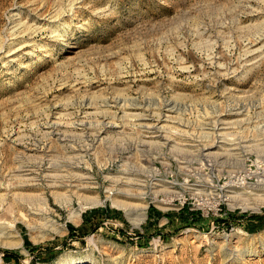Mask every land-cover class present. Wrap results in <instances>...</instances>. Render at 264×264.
I'll use <instances>...</instances> for the list:
<instances>
[{"label": "rangeland", "instance_id": "374dc122", "mask_svg": "<svg viewBox=\"0 0 264 264\" xmlns=\"http://www.w3.org/2000/svg\"><path fill=\"white\" fill-rule=\"evenodd\" d=\"M111 101L168 116L166 137ZM107 121L120 126L99 133ZM252 144L264 152V0H0V221L22 240L0 244V264H264V203L229 197L263 195L249 186L264 174L227 193V212L194 222L181 209L212 210ZM71 172L89 189L52 187L49 174ZM115 199L146 204V218L134 225Z\"/></svg>", "mask_w": 264, "mask_h": 264}, {"label": "bare ground", "instance_id": "6f19581e", "mask_svg": "<svg viewBox=\"0 0 264 264\" xmlns=\"http://www.w3.org/2000/svg\"><path fill=\"white\" fill-rule=\"evenodd\" d=\"M254 46H255V43L253 45H252V43H250V45L248 46V48L246 49L244 55L241 58H244L245 60L249 61V59H251L250 56L256 55V53L259 51V49L258 48H254ZM187 68H188V65L183 67V69H187ZM111 102H113V106H114V104H116V106L120 104L119 102H116V101H111ZM128 104H129V102H128ZM171 107L172 106H170L169 108H171ZM119 108H120V111H122V113H123V115H122L123 117L124 116H130V117H132L135 120L138 119L141 125H143L146 128L150 129L149 131H153V132L154 131H160L158 134L161 135V136L165 135L164 137H166V133H163V131H167V129H165V126L167 125V123L162 122V121L163 120H167L168 116H166L165 118L164 117L161 118L160 116L157 117L158 114L155 112L156 110H153L154 108H151L150 106H146L144 104L141 105L139 103L138 104L137 103H132V104H129V105H127L126 103H122V105H119ZM173 108H174V106L171 109H173ZM172 111H174V110H172ZM238 113H240V111ZM225 114L226 113H217L216 114L217 115V119H219V121H218L219 124L220 123H225L226 124V123H229L231 121V120L229 121L227 119V117L224 116ZM165 115H170V114H165ZM109 116H111L110 113H109ZM109 116H105V118L107 119V118H109ZM112 117H114V116L112 115ZM59 120H57V121H59ZM117 126H120V125L116 124V122L107 121L105 129L101 130L99 133L110 131L113 128H116ZM221 127H223V126H219V125L218 126H216V125L212 126V128H214L215 131L217 130V128H221ZM48 128H49L50 132L56 134L58 136V138H62L63 140L67 138L66 134H64V133H62V131H60L61 130V124L60 123H57L56 121H53V122H51L50 125L48 124ZM204 131H203V133H204L203 135H205V132H206V131L205 132ZM207 133H209V132H207ZM216 133H217V131H216ZM222 133L223 132H221V133L219 132L220 135ZM158 134H156V135H158ZM210 134H211V132H210ZM219 146H220V144H219ZM210 153H212V151H208L207 153H205V155L206 156H210L211 155ZM216 155H217V153H216ZM33 171H35V170H31L29 166H25V165L23 166L22 165L17 170L16 176L20 177L21 180L24 177H29L28 178L29 182H31V184H33L35 182L34 179H35V175H36V173L33 172ZM66 174H69V173H66ZM53 175H57V174H53ZM53 175L49 174L50 179L52 180L51 185H52V187H54V189H56V188H64V187L69 186L70 190H73L72 192H80V193L83 192V191H86L87 189H89L88 186H87L88 184H86V180L88 179V176L86 175V173L82 174V172L81 173H79V172H71L69 175L66 176V178H64V176L58 175V179L54 178ZM116 182H118L120 184H127V183H130L131 180L120 176V177L116 178ZM87 183H89V182H87ZM26 185H28V184L18 185V186H15V187H19L20 188V187H24ZM249 187L252 188V189L264 188V178L261 177L260 180L258 181V183L251 184ZM29 197L30 196H28V195L26 196L25 195V197H23V198H27L28 199ZM229 197H230L231 200L236 201L234 203L235 205L237 203H240L242 206H244V208H248L250 206V204H255L254 208H257V206L259 204H261L262 202L264 203V194L260 195V194H257L256 192L252 193L250 190L247 191V192H242V193L241 192H238V193L235 192L234 195H229ZM58 199H60V198H58ZM85 200H86V204H88V205H95V204L103 202L101 197H100V195L99 196L98 195L97 196H86ZM71 201L72 200L70 199V200L66 201V203L69 204V203H71ZM114 204L116 206H119V207H121V208H123L124 210L127 211L128 215H129V217H130V219H131V221H132V223L134 225H140L142 223V221L147 216L146 215V207H147L146 204H138V203L137 204H132V203H127V201L124 202L121 199L120 200H116L115 199ZM70 218L74 219V220L80 219V212L73 211L72 214L70 215ZM18 235H20V234L17 231L15 222L0 221V244L1 245L14 247L16 245L22 244V240L20 239V237L18 239ZM75 261H76L75 259H71V260H68L65 263L64 262L61 263L62 262L61 261L60 263H56V264H75Z\"/></svg>", "mask_w": 264, "mask_h": 264}, {"label": "built area", "instance_id": "2783aa9c", "mask_svg": "<svg viewBox=\"0 0 264 264\" xmlns=\"http://www.w3.org/2000/svg\"><path fill=\"white\" fill-rule=\"evenodd\" d=\"M251 147L252 149H248L247 151L245 150V152L241 151V156H237L235 158L233 162H235L237 159L242 161L239 162V164L242 166L241 168H237L236 166H234L229 169V171H232L231 173L236 177V179H233L232 181V179L230 178L224 181V183L220 186V190L222 194H224V197H221L220 200L216 202L212 210H207V212H204L201 209V212L204 216H213L227 212L228 210L222 212V203L223 201H225V199H227V193H229V191L234 192L238 190L237 188H244V186L248 185V183L250 182H256L259 177L264 174V152H261L260 150L256 149L253 144ZM253 148L257 151L253 150ZM206 160H208V162L210 163L215 162L213 159L211 160L210 158ZM226 176L224 175L223 177ZM262 191L264 192V189ZM222 194H220V196H222ZM175 200H177V197H172L169 201H171V203H174ZM185 201L186 200L184 199L182 205L185 204ZM148 206H150V203H148ZM190 209L193 210L197 208L190 206Z\"/></svg>", "mask_w": 264, "mask_h": 264}, {"label": "trees", "instance_id": "16d2710c", "mask_svg": "<svg viewBox=\"0 0 264 264\" xmlns=\"http://www.w3.org/2000/svg\"><path fill=\"white\" fill-rule=\"evenodd\" d=\"M153 205H150V208L152 207ZM181 209H185V210H188L189 212V215L191 216L190 219L191 221H194L196 222L198 220V218H196V215L199 213L200 217H203L204 215L202 214L201 210H192L190 209V205L189 204H184V206L181 207ZM200 211V212H199ZM230 214H232V212H229ZM264 216V215H263ZM260 213H252L250 214V217H249V224L246 225V227L250 230L254 229V225H252L253 223V219L255 218H261L263 217ZM205 217V216H204ZM220 218H223V217H218V216H215L214 219H220ZM224 220H227V218H224ZM71 227V225H70Z\"/></svg>", "mask_w": 264, "mask_h": 264}, {"label": "crops", "instance_id": "0c3cea01", "mask_svg": "<svg viewBox=\"0 0 264 264\" xmlns=\"http://www.w3.org/2000/svg\"><path fill=\"white\" fill-rule=\"evenodd\" d=\"M151 216H152V218H155V217H157V215L159 214L158 213V211L157 212H155V211H151ZM169 215H171V218H172V220L173 219H175V217H177L174 213L173 214H171V213H169ZM85 217L87 218V219H90L91 218V213H86L85 214ZM167 220H164L162 223H165V221H169V218H166ZM175 220H173V222H174Z\"/></svg>", "mask_w": 264, "mask_h": 264}]
</instances>
